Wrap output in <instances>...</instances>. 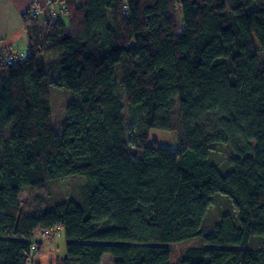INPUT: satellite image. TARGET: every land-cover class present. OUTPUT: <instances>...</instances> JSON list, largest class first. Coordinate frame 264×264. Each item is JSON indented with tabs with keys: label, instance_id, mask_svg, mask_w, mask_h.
<instances>
[{
	"label": "trees",
	"instance_id": "1",
	"mask_svg": "<svg viewBox=\"0 0 264 264\" xmlns=\"http://www.w3.org/2000/svg\"><path fill=\"white\" fill-rule=\"evenodd\" d=\"M53 1L22 14L24 58L0 56V264L55 226V264H264V0ZM50 85L72 95L59 129ZM79 175V199L22 210L23 188Z\"/></svg>",
	"mask_w": 264,
	"mask_h": 264
},
{
	"label": "rangeland",
	"instance_id": "2",
	"mask_svg": "<svg viewBox=\"0 0 264 264\" xmlns=\"http://www.w3.org/2000/svg\"><path fill=\"white\" fill-rule=\"evenodd\" d=\"M24 50L25 47L20 48L19 51L24 52ZM49 93L54 124L56 129H59L60 121L64 117L65 106L71 99L72 95L69 90L52 85L49 86ZM150 136L151 139L164 147L176 148L179 145V134L176 131L166 132L152 129ZM220 156L222 157L221 159L226 160V155L221 153ZM86 181L87 178L85 176L79 175L45 182L34 187H25L22 189L20 195L22 210L28 213L40 212L47 206L48 208H52L53 204L64 201L68 196H72L74 199H79V185L86 183ZM228 205L230 206V203L227 202L225 197L221 196L215 204L209 207L205 218V227L207 231L213 227L221 208H225ZM34 237L40 239L43 244L41 251L38 254V256L40 255L39 260L41 264H45V262H47L46 264H55L56 259L65 255L66 240L63 231L61 233H56L53 237H43V239H41L37 233ZM200 243L201 241L199 238H193L189 241L172 244L167 247L170 248L171 254L174 260H176L188 246L198 245ZM112 262L113 258L109 254H106L103 256L101 264H112Z\"/></svg>",
	"mask_w": 264,
	"mask_h": 264
},
{
	"label": "crops",
	"instance_id": "3",
	"mask_svg": "<svg viewBox=\"0 0 264 264\" xmlns=\"http://www.w3.org/2000/svg\"><path fill=\"white\" fill-rule=\"evenodd\" d=\"M31 1L0 0V37L12 49L20 50V48L25 47L26 50V35L21 17L23 13L31 8ZM38 1L43 6V0ZM40 243L42 248L41 240ZM39 256L36 255V261L41 264Z\"/></svg>",
	"mask_w": 264,
	"mask_h": 264
},
{
	"label": "built area",
	"instance_id": "4",
	"mask_svg": "<svg viewBox=\"0 0 264 264\" xmlns=\"http://www.w3.org/2000/svg\"><path fill=\"white\" fill-rule=\"evenodd\" d=\"M33 5H35V9H37V13L42 11V7L41 5L38 3L37 0H32ZM45 5L49 6V13L50 14H54V12L57 10V4L53 1V0H44ZM60 12L62 13V11L60 10ZM0 56H2L1 59V65L6 66V65H12L13 63H15L18 60H22L24 58V55L19 52L16 51L14 49H12L11 47L7 46L2 38L0 37ZM61 226H55L52 229H47V230H40V234H41V238L43 239V237H53L56 233H61ZM36 249L35 245L33 244L31 246V252ZM25 264H35V259L34 257L30 256Z\"/></svg>",
	"mask_w": 264,
	"mask_h": 264
}]
</instances>
